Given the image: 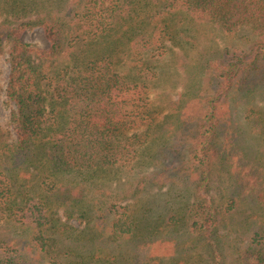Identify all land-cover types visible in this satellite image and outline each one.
<instances>
[{"label":"trees","instance_id":"1","mask_svg":"<svg viewBox=\"0 0 264 264\" xmlns=\"http://www.w3.org/2000/svg\"><path fill=\"white\" fill-rule=\"evenodd\" d=\"M153 2L161 11H152ZM77 3L81 8L74 13L39 19L46 47L21 39L28 21L0 23V53L8 45L5 95L15 105L14 139L0 142V264H44L38 249L46 250L49 230L64 224L52 219L50 200L43 196L63 207L66 218L73 216V206L85 218L78 208L93 178L98 176L99 188L114 172H121L122 192L141 201L140 209L153 202L152 186L178 185L180 198L172 200L174 213H158L153 220L92 198L98 202L100 242L134 243L136 252H149L155 241L172 239L178 250L181 242L166 235L177 232L206 252V264H264V165L238 154V132L225 121L232 90L264 86V0ZM140 6L145 10L136 9ZM173 11L228 32L248 28L257 39L247 49L204 55L203 95L194 121L183 115L151 154L155 168L144 171L138 168L140 151L156 133L147 96L153 72L145 58L165 51V29L155 24L157 16ZM132 16L143 18L144 25L126 24ZM212 184L221 190L216 196L209 191ZM232 218L233 228L220 225L229 226ZM196 254L202 261L201 252Z\"/></svg>","mask_w":264,"mask_h":264},{"label":"rangeland","instance_id":"2","mask_svg":"<svg viewBox=\"0 0 264 264\" xmlns=\"http://www.w3.org/2000/svg\"><path fill=\"white\" fill-rule=\"evenodd\" d=\"M11 2L12 0H0V23L14 25L22 20L28 21L29 24L21 33V39L30 45L39 47L48 45V39L39 25L41 17L64 16L70 10L74 13L81 8L77 0H16L10 6ZM154 5L157 6L154 7ZM136 9L145 10V7L140 6ZM152 9V11H161L158 2H153ZM143 16H146L148 21L147 14L143 13ZM132 17L131 22L126 24L144 25L143 18ZM156 22L155 27L165 29L163 31L165 32L163 38L165 51L159 56L145 58L149 70L153 72L148 80L147 96L153 113L156 133L150 145L146 143L141 149L142 152L140 151L142 163L138 168L144 171L155 168L151 162V154L154 155L159 143L171 136L177 121H182L183 115H187V121H194L200 105L198 104L199 97L203 95L205 74L200 60L204 58V55L207 52L224 48L247 49L257 39L256 34L248 28L228 32L211 23L189 17L183 11H173L162 14L161 17L157 16ZM7 49L6 44L4 52L0 53V142H10L14 139L10 114L15 109V105L5 95L9 70ZM118 70L124 72L125 67L118 65ZM226 106L228 113L225 121H229L238 132L236 139L240 148L238 154L245 153L246 158L256 159L257 164L263 166L264 86L241 91L232 90L227 98ZM227 148H229L228 145ZM94 180L95 184L85 191L86 198L80 208L77 206L78 209L87 213L88 216L85 218L76 216L79 210L74 212V206L70 208L73 216L66 218L62 215L63 207H55L51 197L43 196L45 200H50L48 206H50L49 213L52 219L60 217L61 223L64 224L62 227L49 230L50 238L46 250L38 249L36 257L41 258L44 264H200L202 262L206 264V252L197 246H192L196 245L195 241L187 239L183 233H166L169 237L181 242L178 250L174 248L172 239L164 243L155 241L149 252H136L138 249L135 248L134 243L120 247L100 242L98 204H94L98 202L92 198L99 196L108 201L107 206L115 203L116 208L114 209L123 211L126 208L135 215L145 213L150 220H153L158 213L163 216L174 213L172 200L180 198L176 195L179 192L178 185L171 187L168 183L161 187H150L149 195L154 200L147 203V208L140 209L138 205L141 201L125 196L122 192L124 177L121 172L109 174L107 179L105 177L102 180L99 188L98 176L93 178V182ZM209 191L216 196L221 190L212 184ZM234 221L235 218H232L229 226L226 222L220 225L233 228ZM0 222L4 224L3 219H0ZM53 225H57L54 220ZM17 230L23 231V229ZM105 232L108 234L107 229ZM200 252L202 261L201 257L196 254ZM231 255L228 254L226 259H229Z\"/></svg>","mask_w":264,"mask_h":264}]
</instances>
